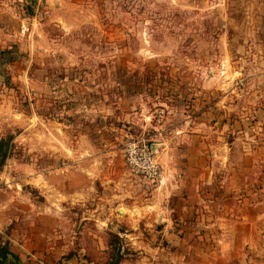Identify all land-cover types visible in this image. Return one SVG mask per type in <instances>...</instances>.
<instances>
[{
  "label": "rangeland",
  "instance_id": "1",
  "mask_svg": "<svg viewBox=\"0 0 264 264\" xmlns=\"http://www.w3.org/2000/svg\"><path fill=\"white\" fill-rule=\"evenodd\" d=\"M193 128L257 149L264 181V0H0L2 221L43 213L107 263L115 248L94 237L105 211V241L126 250L115 264H139V201L182 166Z\"/></svg>",
  "mask_w": 264,
  "mask_h": 264
},
{
  "label": "crops",
  "instance_id": "2",
  "mask_svg": "<svg viewBox=\"0 0 264 264\" xmlns=\"http://www.w3.org/2000/svg\"><path fill=\"white\" fill-rule=\"evenodd\" d=\"M228 76L237 84L245 78L240 70ZM236 90L234 86L232 92ZM188 121L185 127L191 126ZM186 130L183 134L195 141L181 150L182 166H168L152 196L139 201V264H264V181L255 179L259 151L233 150L234 142L218 140L221 136L209 140V129ZM198 131L201 134L191 133ZM129 209L133 213L134 208ZM124 214L128 219L127 211ZM94 220L101 223L100 234H94L100 239L97 250L105 254L111 215L103 211ZM49 222L43 213L29 215L21 229L13 220L0 219V247L8 242L19 264H105L85 246H70ZM141 225L152 226L148 230L154 242L140 240Z\"/></svg>",
  "mask_w": 264,
  "mask_h": 264
},
{
  "label": "trees",
  "instance_id": "3",
  "mask_svg": "<svg viewBox=\"0 0 264 264\" xmlns=\"http://www.w3.org/2000/svg\"><path fill=\"white\" fill-rule=\"evenodd\" d=\"M2 163L3 162H0V167H1ZM112 236L115 238V240L110 241L109 245L110 246L113 245V248H115L114 249L115 251H114V255H113V258L111 259V261L107 262L105 264H115L116 261L118 263L120 261L121 257L123 256L124 252L126 253V250H123L122 246L120 245L119 235L118 234H114V235L112 234ZM8 244H9L8 242H5V244L0 247V264H8L9 263L8 262L9 257H12V259H13V262L10 261L11 264H19V262L21 260L20 257L10 251ZM88 258H90V257H88ZM58 264H64V263L59 262Z\"/></svg>",
  "mask_w": 264,
  "mask_h": 264
},
{
  "label": "built area",
  "instance_id": "4",
  "mask_svg": "<svg viewBox=\"0 0 264 264\" xmlns=\"http://www.w3.org/2000/svg\"><path fill=\"white\" fill-rule=\"evenodd\" d=\"M146 164L147 168L145 169V171L143 170V172H146V174L153 179V182L157 181V179L161 177L159 163L153 156L148 155L146 159Z\"/></svg>",
  "mask_w": 264,
  "mask_h": 264
},
{
  "label": "water",
  "instance_id": "5",
  "mask_svg": "<svg viewBox=\"0 0 264 264\" xmlns=\"http://www.w3.org/2000/svg\"><path fill=\"white\" fill-rule=\"evenodd\" d=\"M152 149L154 150V146L152 147ZM121 213H124V211L121 210Z\"/></svg>",
  "mask_w": 264,
  "mask_h": 264
}]
</instances>
